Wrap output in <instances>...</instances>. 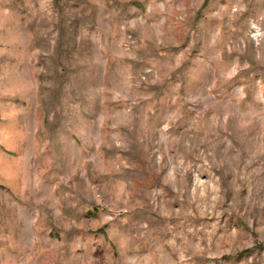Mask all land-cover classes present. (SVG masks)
<instances>
[{"label":"rangeland","instance_id":"obj_1","mask_svg":"<svg viewBox=\"0 0 264 264\" xmlns=\"http://www.w3.org/2000/svg\"><path fill=\"white\" fill-rule=\"evenodd\" d=\"M0 264H264V0H0Z\"/></svg>","mask_w":264,"mask_h":264}]
</instances>
